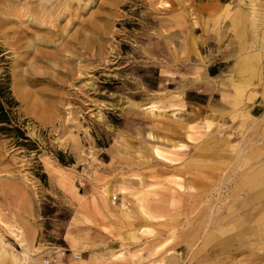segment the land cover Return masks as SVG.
<instances>
[{"label": "rangeland", "instance_id": "374dc122", "mask_svg": "<svg viewBox=\"0 0 264 264\" xmlns=\"http://www.w3.org/2000/svg\"><path fill=\"white\" fill-rule=\"evenodd\" d=\"M0 79V264L264 263V0H0Z\"/></svg>", "mask_w": 264, "mask_h": 264}, {"label": "trees", "instance_id": "16d2710c", "mask_svg": "<svg viewBox=\"0 0 264 264\" xmlns=\"http://www.w3.org/2000/svg\"><path fill=\"white\" fill-rule=\"evenodd\" d=\"M17 103L10 95L8 85L0 79V134L9 135L13 133L16 142L23 143L29 141L24 135L20 127L16 126L15 120V107ZM44 175L41 176L43 179Z\"/></svg>", "mask_w": 264, "mask_h": 264}, {"label": "crops", "instance_id": "0c3cea01", "mask_svg": "<svg viewBox=\"0 0 264 264\" xmlns=\"http://www.w3.org/2000/svg\"><path fill=\"white\" fill-rule=\"evenodd\" d=\"M234 255H235V254H234ZM253 256H255V254L252 255V257H253ZM200 257H204V259H205V260H200V264H203V262H205V264H207V259H206L207 256L204 255V256H200ZM215 259H216V258H215ZM215 259L212 261L213 263L211 262V264H214V263H215V264H217V263L219 264V260H215ZM261 261L264 262V256L261 257ZM232 262H233V260H232L231 262H229L228 264H230V263H232ZM234 264H240V263L235 262ZM261 264H264V263H261Z\"/></svg>", "mask_w": 264, "mask_h": 264}, {"label": "bare ground", "instance_id": "6f19581e", "mask_svg": "<svg viewBox=\"0 0 264 264\" xmlns=\"http://www.w3.org/2000/svg\"><path fill=\"white\" fill-rule=\"evenodd\" d=\"M31 10V9H30ZM247 134V133H246ZM211 217V216H210ZM212 223V222H211ZM210 225V224H209ZM204 235V234H203ZM129 238V237H128ZM17 264H21V263H19V261H18V263Z\"/></svg>", "mask_w": 264, "mask_h": 264}]
</instances>
